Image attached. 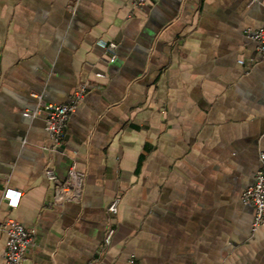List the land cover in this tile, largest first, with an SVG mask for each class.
Instances as JSON below:
<instances>
[{
  "label": "crops",
  "instance_id": "obj_1",
  "mask_svg": "<svg viewBox=\"0 0 264 264\" xmlns=\"http://www.w3.org/2000/svg\"><path fill=\"white\" fill-rule=\"evenodd\" d=\"M263 24L264 0H0V221L36 229L27 264H264L242 200L264 151V63L246 30ZM82 84L53 153L44 116L25 112ZM48 166L84 174L80 203L45 206Z\"/></svg>",
  "mask_w": 264,
  "mask_h": 264
},
{
  "label": "built area",
  "instance_id": "obj_2",
  "mask_svg": "<svg viewBox=\"0 0 264 264\" xmlns=\"http://www.w3.org/2000/svg\"><path fill=\"white\" fill-rule=\"evenodd\" d=\"M258 0H252L257 2ZM149 0H131L132 10H138L147 5ZM73 11V8L71 9ZM247 37L255 42L260 59L256 63H264V24L257 30H246ZM100 46L104 49L105 61L115 63L118 58V44L113 41H101ZM241 60L240 64L245 65ZM255 63V62H254ZM255 63V64H256ZM89 84H82L64 104H53L43 100L42 95H35L37 106L34 110L25 112V116L31 119L44 116L45 130L51 141L50 151L59 152L66 135L68 122L78 107L83 103L89 90ZM260 169L255 176L254 183L244 192L242 200L254 208L252 231L256 232L264 227V151L259 155ZM45 176L55 186L54 198L45 203V206L53 209L66 204H78L84 194V174L80 173L75 166H72L65 179H60L54 168L48 166ZM21 192L7 188L3 194V200L11 209L18 208ZM120 198H115L108 206V213L115 217L119 213ZM0 233L5 234L6 250L3 254L5 264H27L31 249L36 246L37 232L35 228L26 227L14 219L0 221ZM116 229L113 225L106 230L104 244L100 255H104L107 248L112 244ZM127 264H140L135 257H130Z\"/></svg>",
  "mask_w": 264,
  "mask_h": 264
}]
</instances>
